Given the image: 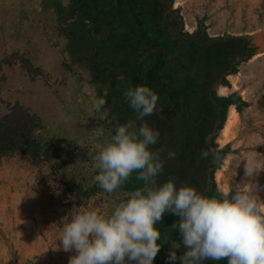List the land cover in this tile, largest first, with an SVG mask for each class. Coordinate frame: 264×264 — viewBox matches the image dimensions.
Listing matches in <instances>:
<instances>
[{
  "label": "rangeland",
  "instance_id": "1",
  "mask_svg": "<svg viewBox=\"0 0 264 264\" xmlns=\"http://www.w3.org/2000/svg\"><path fill=\"white\" fill-rule=\"evenodd\" d=\"M161 25L179 39L172 59ZM188 74L197 85L185 105ZM136 85L158 95L143 120L123 97ZM213 94L233 96L238 116L215 168L213 147L225 145ZM129 120L160 133L150 146L162 149L157 186L174 180L207 196L210 175L218 195L221 170L228 189L257 185L264 200V170L245 169L264 167V0H0V264H68L77 253L60 238L72 213L108 216L128 199L131 191L95 182L94 158Z\"/></svg>",
  "mask_w": 264,
  "mask_h": 264
},
{
  "label": "clouds",
  "instance_id": "2",
  "mask_svg": "<svg viewBox=\"0 0 264 264\" xmlns=\"http://www.w3.org/2000/svg\"><path fill=\"white\" fill-rule=\"evenodd\" d=\"M117 79L124 81L123 76ZM123 97L137 113V120L154 114L158 103V95L147 85L127 86ZM105 103L98 99L95 110L100 112ZM159 136L147 123L139 127L133 120L117 124L111 141L94 158L98 171L94 180L105 192L113 193L136 173L144 187L130 192L108 216L97 209L72 213L60 238L64 251L75 249L77 253L68 264H153L161 248L157 241L162 240L156 225L166 212L179 217L171 228L179 232L180 240L171 241L169 260L264 264V200L255 194L257 185L218 189L215 196L202 195L190 185L177 188L174 180L157 186L156 178L163 172L162 149L153 151L150 146L157 144ZM245 169L246 175L254 176L264 167L247 162ZM181 247L185 250L177 257Z\"/></svg>",
  "mask_w": 264,
  "mask_h": 264
},
{
  "label": "trees",
  "instance_id": "3",
  "mask_svg": "<svg viewBox=\"0 0 264 264\" xmlns=\"http://www.w3.org/2000/svg\"><path fill=\"white\" fill-rule=\"evenodd\" d=\"M161 37H162V45H163V54L166 58L172 59L176 57L178 53V48H179V39L175 36L172 35V33L169 30L168 25H161L159 27ZM93 43H98V44H104L105 47L108 46V43L106 40H91ZM110 47H107V50H109ZM196 85H197V80L196 77L192 74H188L186 76V82L182 87V95H183V103L185 105H188L191 98L192 94L196 92ZM213 102L215 105V108L220 109V115L219 118L221 119L219 121V128H222V121L225 120V114H226V109L228 105L235 103L234 97L229 96V97H220L215 94H213ZM125 123V122H123ZM227 147L225 145V148L218 150L215 145L213 147L214 153L217 155V160L213 163H211L212 167H217L220 164L221 158L223 157L225 150L227 151ZM125 190L128 191H135L137 188H143V184L137 180L134 176V173L132 177L125 183V185L122 187ZM217 188L216 184L211 180V188L208 190L207 196H215ZM179 220V217L176 215H173L171 213L166 212L163 215V220L162 222H158L156 227L160 229L161 234H162V240L164 238L170 239L169 242L165 243L162 240L157 241V243L161 244L160 251L158 252L157 256L155 257L153 264H181V262L177 259L175 262L171 261L168 259L169 256V250L171 248V241L172 240H177L180 235L179 232L174 231L171 226ZM222 262L226 263L228 262L227 259H222Z\"/></svg>",
  "mask_w": 264,
  "mask_h": 264
},
{
  "label": "bare ground",
  "instance_id": "4",
  "mask_svg": "<svg viewBox=\"0 0 264 264\" xmlns=\"http://www.w3.org/2000/svg\"><path fill=\"white\" fill-rule=\"evenodd\" d=\"M232 84H233V82H232ZM234 86L235 87L237 86L236 82H234ZM221 91L224 93L225 91H227V87L222 86ZM237 119H238V116H237L236 107L234 105H230L228 116L225 119V121L223 122L224 123L223 127L220 130V133L218 135V143L221 146L227 144L228 142H230L232 140V137L234 136V133L232 131L237 124L236 123ZM221 173H222L221 170H217V172H216V181L218 183V186L221 189H228V186L223 182V178H222Z\"/></svg>",
  "mask_w": 264,
  "mask_h": 264
},
{
  "label": "crops",
  "instance_id": "5",
  "mask_svg": "<svg viewBox=\"0 0 264 264\" xmlns=\"http://www.w3.org/2000/svg\"><path fill=\"white\" fill-rule=\"evenodd\" d=\"M225 121V120H224ZM223 127V126H222ZM222 129V128H221ZM220 133V132H219ZM207 176H208V172H207ZM211 177H210V175H209V177H208V180H207V182H211Z\"/></svg>",
  "mask_w": 264,
  "mask_h": 264
}]
</instances>
